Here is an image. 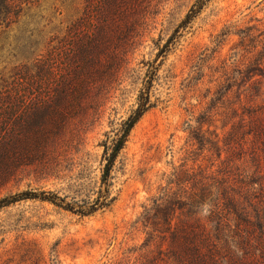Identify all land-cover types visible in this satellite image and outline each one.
<instances>
[{"label":"rangeland","instance_id":"374dc122","mask_svg":"<svg viewBox=\"0 0 264 264\" xmlns=\"http://www.w3.org/2000/svg\"><path fill=\"white\" fill-rule=\"evenodd\" d=\"M86 4L0 27V264H264V0Z\"/></svg>","mask_w":264,"mask_h":264},{"label":"trees","instance_id":"16d2710c","mask_svg":"<svg viewBox=\"0 0 264 264\" xmlns=\"http://www.w3.org/2000/svg\"><path fill=\"white\" fill-rule=\"evenodd\" d=\"M37 0H0V27L5 26L7 27L10 23L14 21L15 18L19 15V13L22 10V5L27 3H33ZM105 5V0H87V4L85 7V12L83 18H94V16L102 10L103 6ZM66 65V64H64ZM27 80V77H25ZM6 95H9V91L3 92ZM17 96L21 97V99H26L27 97V90L22 89L21 91H18ZM150 108L149 105V97L146 95V91L141 90L138 95L137 99V107L132 112V114L122 123V133L118 139L112 143L111 147L108 144V142H105L104 148H105V156L107 155L106 161L109 162L112 157L118 152V150L122 147L124 141L126 140V137L128 136L130 130L134 126V124L140 119V117ZM118 147V150L116 151ZM109 150V153H108ZM28 198V197H27ZM17 199L12 198V200H6L5 205L12 203L13 201H16ZM53 204L57 206V203H54L55 201H51ZM103 206L102 203H99V201L92 206L89 210H77L75 212H78L82 216H87L94 212V210L97 207ZM67 210L74 211L73 207L71 206H65L63 207ZM247 264H263L259 262H250Z\"/></svg>","mask_w":264,"mask_h":264},{"label":"water","instance_id":"95a60500","mask_svg":"<svg viewBox=\"0 0 264 264\" xmlns=\"http://www.w3.org/2000/svg\"><path fill=\"white\" fill-rule=\"evenodd\" d=\"M118 150V147H117V149H116V151Z\"/></svg>","mask_w":264,"mask_h":264}]
</instances>
